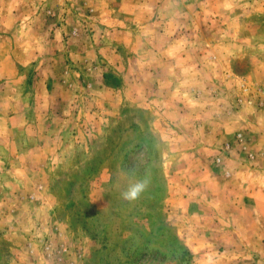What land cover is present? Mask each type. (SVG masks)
<instances>
[{
    "label": "rangeland",
    "instance_id": "rangeland-1",
    "mask_svg": "<svg viewBox=\"0 0 264 264\" xmlns=\"http://www.w3.org/2000/svg\"><path fill=\"white\" fill-rule=\"evenodd\" d=\"M0 2V264H264L166 163L178 127L210 131L196 162L225 178L263 151L264 0ZM158 48L171 64L140 79Z\"/></svg>",
    "mask_w": 264,
    "mask_h": 264
},
{
    "label": "crops",
    "instance_id": "crops-1",
    "mask_svg": "<svg viewBox=\"0 0 264 264\" xmlns=\"http://www.w3.org/2000/svg\"><path fill=\"white\" fill-rule=\"evenodd\" d=\"M0 6H2V2H0ZM156 37L157 40L163 38L164 33L159 32L158 36ZM169 38L170 40L174 41V44H176V38H174L173 36H169ZM152 39H154V41H157L155 37H153ZM161 50V48H158L153 51V54L157 56L156 59L159 58L158 64H155L154 67L148 65L146 61H144L143 64L141 63L143 74L140 79L150 78L154 81H158V79L161 78L159 74H156V76L154 77V75L150 73L151 71L161 72L164 67L171 64V62H168L167 58H165L166 61L163 59V50ZM172 54L171 57H173ZM185 66L189 65L186 63ZM191 69L195 70V68ZM147 72L150 75H147ZM197 74L199 75V73ZM211 112L212 111H206L205 109L204 111H201L198 116L202 119L205 117L217 118L211 115ZM202 131H207L206 133L210 134V131L205 130L203 127H199L197 129H185L182 127H178L174 129V133L182 139V142L185 143L186 148L181 149L179 145L175 146L173 142H169L167 147L168 151H174V149H177L179 151L177 152L176 157H171V160H167L166 163H168L169 167L171 166L175 168L172 174V178L174 180L184 179L182 180V183L189 185L187 189L190 188V190L186 191V188L180 186L177 182L175 184V190L180 191L181 198H186L187 203H189L190 201V203H192V200L194 202L196 200L195 197L199 196L204 204L209 205L208 209H210V212L213 215L220 216V218H217L220 220V223L217 224V226L222 225L221 220L228 212H231L233 216L237 215L238 217H241V219L238 218L239 224L250 225V228L249 230H246L245 227L240 226L241 237L244 238V241H238L236 244L237 247L243 246L245 248H252L253 251L248 254L251 257H256V262H264L262 253L258 251L259 248L264 247V149L256 158L257 160H255L253 163H250L252 165L249 167L245 164H243V166L241 165L242 163H239L237 161H233L230 167H224L223 171L227 172L225 178V176L222 175V172L220 173L214 171L212 164L208 165L204 160L196 162L197 155L194 153L193 145L191 142L197 141L194 140V136L201 135ZM256 134L262 135L264 137V133L262 132H256ZM260 146H256V150H259ZM189 150L192 151L190 152ZM244 168L247 169V173H243L245 171L243 170ZM242 173L244 174V176L240 178V174L243 175ZM185 175H187L186 177L188 178H183L185 177ZM204 179L205 182L208 181L205 184L204 182H202ZM215 182H219V185L221 186V190L217 194H213V185L215 184ZM191 184L193 186H191ZM237 184L241 185L242 192H240L241 187L240 189H237ZM197 185L201 186L200 189H198L199 187H197ZM190 212L191 214L195 213V211H193L192 213L191 209ZM186 214L189 215L188 211L186 212ZM254 217H257V221L255 222ZM245 220H250V222L246 223ZM48 229L51 232L55 233L54 228L49 227ZM63 237L66 236L62 234V238ZM243 254H245V252Z\"/></svg>",
    "mask_w": 264,
    "mask_h": 264
},
{
    "label": "clouds",
    "instance_id": "clouds-1",
    "mask_svg": "<svg viewBox=\"0 0 264 264\" xmlns=\"http://www.w3.org/2000/svg\"><path fill=\"white\" fill-rule=\"evenodd\" d=\"M150 185L151 178L145 177L143 180L130 184L126 190L120 193V197L128 203L136 202L149 190Z\"/></svg>",
    "mask_w": 264,
    "mask_h": 264
}]
</instances>
